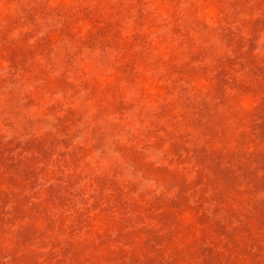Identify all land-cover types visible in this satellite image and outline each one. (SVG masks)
I'll list each match as a JSON object with an SVG mask.
<instances>
[{"label":"rangeland","instance_id":"rangeland-1","mask_svg":"<svg viewBox=\"0 0 264 264\" xmlns=\"http://www.w3.org/2000/svg\"><path fill=\"white\" fill-rule=\"evenodd\" d=\"M0 264H264V0H0Z\"/></svg>","mask_w":264,"mask_h":264}]
</instances>
